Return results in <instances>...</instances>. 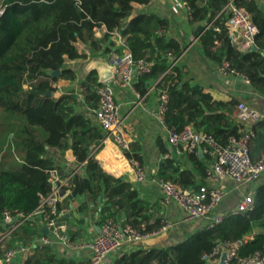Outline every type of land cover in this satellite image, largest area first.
I'll use <instances>...</instances> for the list:
<instances>
[{
    "label": "trees",
    "instance_id": "obj_1",
    "mask_svg": "<svg viewBox=\"0 0 264 264\" xmlns=\"http://www.w3.org/2000/svg\"><path fill=\"white\" fill-rule=\"evenodd\" d=\"M148 0H2L0 14V128L6 125L7 114H13L10 139L11 153L20 154L17 167L0 165V230L3 229L2 211L13 214L32 213L46 195L52 183L50 170L56 168L50 156L51 149L65 151L71 148L75 159L82 163L83 172L75 171L66 195L57 203L58 209L68 208L72 198L87 194L91 201L101 197L98 224L107 218L117 221V214L124 213L121 225L129 224L144 231L157 230L165 220L153 209L154 203L142 198L136 186L124 177H116L100 167L90 152V145L98 143L100 134L89 120L74 110L75 93L68 90L55 96L54 81L72 78L73 71L61 68L64 58L80 56L73 45L76 40L88 41L95 49L109 54L112 49L129 52L135 60L150 62L148 70L136 75L133 86L144 95L149 79L160 77L158 84L166 90L168 99L163 115L167 128L180 129L185 125L195 130L212 133L220 144L230 135L240 134L245 127L235 117L231 107L235 98L221 100L204 89L203 85L183 81L184 68L171 59L181 52L177 36L167 32L168 23L157 12L136 10L134 3ZM189 21L194 25L203 56L214 67L228 60L246 74L250 83L264 91V10L256 0H237L251 13L258 31L255 50H238L227 39L224 18L216 16L227 0H185ZM211 22L209 26L205 24ZM218 29H215V27ZM97 29H103L96 35ZM117 30L123 37L122 44L111 37ZM220 39V44L214 43ZM60 68V73L50 72ZM101 83L97 70L88 68L81 83L85 102L97 108L96 87ZM50 91L51 94H47ZM24 117V121L21 117ZM37 127L46 133L41 136ZM256 135L250 144L251 158L264 153V120L253 125ZM164 157L158 173L172 179L181 187H198L193 173L180 168L158 138ZM128 159L141 162L140 145L129 143L124 150ZM207 154L191 152L188 158L198 173L204 176ZM82 204L81 207H84ZM25 224L32 223L26 220ZM31 232L41 233L36 227ZM17 230V229H16ZM15 230V231H16ZM14 231V232H15ZM251 236L239 248L240 254L261 250L264 245V182L255 187L253 204L245 211H228L220 220L194 230L182 241L161 247L133 249L123 253L117 264H206L202 255L211 252L219 242ZM22 264H81L71 259L58 258L48 244H39Z\"/></svg>",
    "mask_w": 264,
    "mask_h": 264
},
{
    "label": "crops",
    "instance_id": "obj_2",
    "mask_svg": "<svg viewBox=\"0 0 264 264\" xmlns=\"http://www.w3.org/2000/svg\"><path fill=\"white\" fill-rule=\"evenodd\" d=\"M256 1L264 10V0ZM0 5H2V0H0ZM134 7L136 10L144 9L157 12L167 21V32L179 38L181 52L175 58V64L184 68L183 81L203 85L204 89L217 99L226 101L235 98L237 101H244L260 110L263 114L262 120H264V91L257 89L250 82H245L241 78L228 74H219L216 71L213 63L203 56L199 48L198 39L193 33L194 25L189 21V12L183 4V0H148L144 4L134 3ZM102 32L103 29H97L96 35H100ZM191 36L196 38L191 39ZM111 39L114 42L116 41L114 36ZM230 43L236 49L243 50L240 38L238 41ZM73 45L75 50L81 55L63 59L61 68L70 69L74 74L72 78H61L52 83L55 87V96H59L68 90L74 91L75 112L82 114L88 119L90 124L100 134L99 142H93L90 145L89 154H92L98 161L103 171L131 181L136 186L139 195L154 203L153 209L171 224L165 231L148 236L141 243V248L161 247L182 241L194 230L207 225L209 222L207 218L187 220L180 206L173 201L166 202L163 200L159 191V181L162 177L158 173V168L164 155L157 144L158 138L161 139L167 149V153L180 168L192 171L197 185L218 187L225 190V196L218 206L219 214L230 211L235 202L251 186L256 187L264 182V172L256 180L243 183H237L229 178H221L217 181L207 180L198 173L193 162L188 158L189 153H178L171 147L167 140V127L158 115V101L161 91L158 81L162 74L157 79H149L147 81V89L144 95H140L133 84L132 87L114 88V98L123 119V128L128 133L131 142L135 141L140 145V169L144 176L141 178L137 177L132 162L125 156L124 150L115 144L110 136H107V132L99 125L94 108H90L87 105L82 93L81 83L88 68H95L101 81L112 78L113 71L107 61L108 54L103 49L93 48L88 41L76 40ZM231 109L235 115V104ZM68 149L71 148H67L65 151L59 149H51L49 151L54 163L66 171L63 175L59 172L62 177L70 172H83L82 163L76 161L74 154L68 157ZM210 160L211 158L208 156L206 159L207 165ZM66 193L67 191H65L63 196H60V201ZM101 201V197L98 198L97 202H93L87 194H78L72 198L68 208L65 207L66 211L62 214L61 221L66 228L67 240L60 241L51 238L52 243L48 244L58 258L71 259L82 264L83 260L90 255V249L81 247L80 243L90 240L98 234L100 230L98 219ZM82 204H85V206L81 207ZM66 214L68 216H65ZM124 216L123 212L118 213L117 222L121 224ZM30 220L32 223L28 225L23 223L12 234L11 238L7 240L6 246L23 243L31 245L34 251L36 245L44 244L39 240L40 233L31 231L32 229L36 231V227L41 228V232L46 233L47 230H44L34 218ZM130 250V246L124 244L117 250L107 254L100 264H117L118 258ZM27 257L25 255L18 256L12 264H22ZM220 258L221 255L216 264L219 263Z\"/></svg>",
    "mask_w": 264,
    "mask_h": 264
},
{
    "label": "built area",
    "instance_id": "obj_3",
    "mask_svg": "<svg viewBox=\"0 0 264 264\" xmlns=\"http://www.w3.org/2000/svg\"><path fill=\"white\" fill-rule=\"evenodd\" d=\"M183 4L188 10L185 0ZM3 5H0V14L3 12ZM216 16L224 18V25L227 29V39L232 42L241 39L243 50L250 49L255 45V35L258 31L257 25L253 22L250 11L238 3L237 0H227ZM211 22L205 24L209 26ZM215 29H218L216 26ZM112 36L115 43L122 44L123 37L114 30ZM197 37V36H196ZM191 36V39L196 38ZM218 45L220 39H215ZM107 61L112 68L113 75L109 80H103L96 87L98 95V106L94 109L99 125L107 132L111 140L122 150L129 149L131 139L123 128V119L115 102V87L125 88L131 86L138 73L148 70L150 62L143 59L135 60L129 52L112 49L108 54ZM175 64L171 59L168 70ZM219 74H228L250 82L249 77L235 69L228 60H222L216 66ZM168 95L166 90L161 89L158 101V115L164 123V112L166 109ZM235 117L243 124L245 129L238 135H230L225 144H220L212 133L195 130L190 125L180 129L167 128V140L172 148L178 153H201L207 154L211 160L205 168L204 177L207 180L217 181L221 178H229L237 183L256 180L264 172V153L251 158L250 144L256 132L253 125L262 120L263 114L257 108L244 101H237L235 104ZM264 141V139H263ZM135 168L137 177L144 176L137 160H130ZM74 172L60 176L58 169L50 170L49 180L52 183L50 191L41 196L37 208L30 214H13L8 209L2 211L3 229L0 230V263L12 264L18 256H29L32 254L31 245L17 243L6 246L16 229L26 220L34 218L41 226L47 227V232H41L39 240L44 244H51L52 239L60 241L67 240L65 225H58L66 208L58 209L60 201L58 188L68 185ZM255 187L251 186L242 197L235 202L230 211L238 212L249 209L253 204ZM159 191L164 201H173L182 208L185 219L194 220L207 218V225H212L220 220L221 214L218 206L225 196V190L218 187L199 185L198 187L183 188L172 179L162 178L159 181ZM62 222V221H61ZM171 224L166 220L154 231H144L129 224L121 225L119 222L107 218L100 224L98 234L80 246L90 249V255L83 260L82 264H100L104 257L117 250L124 244L130 246L131 250L141 248V243L148 237L165 231ZM251 236H244L240 239L225 240L219 242L209 253L202 255L206 264H216L222 252H224L225 264H264V245L261 250L248 254H240L239 248Z\"/></svg>",
    "mask_w": 264,
    "mask_h": 264
},
{
    "label": "rangeland",
    "instance_id": "obj_4",
    "mask_svg": "<svg viewBox=\"0 0 264 264\" xmlns=\"http://www.w3.org/2000/svg\"><path fill=\"white\" fill-rule=\"evenodd\" d=\"M13 114L8 115L5 119L6 125H3L2 128H0V165H6V166H13L17 167L20 165V154L17 152H13L14 155L11 153V139H10V127L12 125L11 121L15 119L13 118ZM2 114L0 113V121L2 120ZM21 120L24 121V117H21ZM39 133L41 136H45V131L41 127H37ZM7 243V241H6ZM5 243V245H6Z\"/></svg>",
    "mask_w": 264,
    "mask_h": 264
},
{
    "label": "water",
    "instance_id": "obj_5",
    "mask_svg": "<svg viewBox=\"0 0 264 264\" xmlns=\"http://www.w3.org/2000/svg\"><path fill=\"white\" fill-rule=\"evenodd\" d=\"M250 49L251 50H255L256 49V46L255 45H252ZM59 73H60V68H57V69H55V70H53V71L50 72L51 75H57ZM47 94H51V92L50 91H47ZM67 155H68V157L73 156L72 149H68L67 150ZM200 156H202L201 153H200ZM58 193H59L60 196H63L64 193H65V190L63 188L59 187L58 188ZM65 216H68V214H66ZM42 227H43L44 230H47V227L45 225L42 226ZM218 264H225L224 263V252H222L221 258H220V261H219Z\"/></svg>",
    "mask_w": 264,
    "mask_h": 264
},
{
    "label": "bare ground",
    "instance_id": "obj_6",
    "mask_svg": "<svg viewBox=\"0 0 264 264\" xmlns=\"http://www.w3.org/2000/svg\"><path fill=\"white\" fill-rule=\"evenodd\" d=\"M57 224L60 226V225H62L63 223H62L61 221H59V222H57Z\"/></svg>",
    "mask_w": 264,
    "mask_h": 264
}]
</instances>
